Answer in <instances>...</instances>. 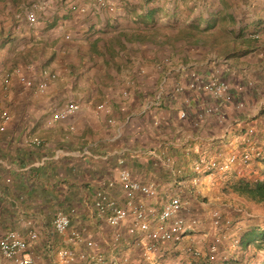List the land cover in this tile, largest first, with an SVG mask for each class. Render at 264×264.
<instances>
[{
  "label": "crops",
  "instance_id": "obj_1",
  "mask_svg": "<svg viewBox=\"0 0 264 264\" xmlns=\"http://www.w3.org/2000/svg\"><path fill=\"white\" fill-rule=\"evenodd\" d=\"M263 28L264 0H117L114 11L96 0H0V111L11 116L0 133V234L36 230V264H59L54 250L69 243L52 231L55 212L75 206L71 228L96 232L93 195L121 168L156 185L146 200L153 205L177 180L191 201L204 182L218 185L207 176L188 190L191 161L236 150L237 120L264 132V37L250 36ZM10 64L46 88L24 86L15 66L3 78ZM214 74L229 83L226 97L188 87ZM68 100L78 109L54 120ZM241 170L233 177L264 178L262 161ZM111 195L123 201L117 181ZM176 248L182 264H236L240 252L229 248L209 262L187 255L186 244Z\"/></svg>",
  "mask_w": 264,
  "mask_h": 264
},
{
  "label": "built area",
  "instance_id": "obj_2",
  "mask_svg": "<svg viewBox=\"0 0 264 264\" xmlns=\"http://www.w3.org/2000/svg\"><path fill=\"white\" fill-rule=\"evenodd\" d=\"M117 0H96L98 6L108 11H114ZM27 20L35 22L34 14L29 13ZM250 36L254 39L264 37V28L259 31H253ZM20 82L28 87L43 91L47 82L45 80L34 81L26 77L19 68H16ZM42 74L51 78L55 73L48 69H42ZM10 73L6 74V79ZM264 84V78H263ZM190 89L201 88L207 91L214 98L227 96L229 83L219 75H211L207 80H197L194 77L188 83ZM254 90H258L255 85ZM176 90L182 91V86H176ZM241 105V104H240ZM102 105H99V108ZM78 109V103L75 100H68L64 105L53 112L54 120H63L72 115ZM181 115H184L183 112ZM10 113L7 110L0 111V133L4 131L6 124L10 121ZM235 126L241 128L239 136L248 146L241 151L232 150L223 158L221 153L218 155L201 154L191 161L192 177L188 190L194 191L204 177L213 178L216 174L228 171L242 173V167L255 159L264 157V149L251 145L253 141L248 140L249 136H254L257 132L255 123L237 120ZM264 142V137H263ZM40 139H34V144H40ZM169 160V159H168ZM116 181L123 193V201H119L111 195ZM179 182V183H178ZM179 187L170 193L169 196L159 200L158 205L146 202L148 199L156 197L157 188L153 183H142L133 178L130 171L126 168L119 169L116 179H106L103 181L92 198L91 208L93 216L100 222L105 223L111 229L108 240H105V248L115 249L125 237H131L133 244L140 248L142 258L147 262L156 260L160 254V245L163 243H179L186 235L198 227L196 217H186L183 215L185 202L180 191L182 190V180H177ZM176 183V184H177ZM184 187V188H186ZM78 209L75 206L67 210H58L52 219V231L57 234L67 233L69 246H63L54 250L59 264H117L116 259L109 257L106 252L95 245L91 234L84 227L71 228L73 218H76ZM209 223L214 229H221L228 226V219L217 208L209 212ZM38 238V233L34 229L27 232V237L20 234L15 229H8L0 234V256L11 264H36L35 258L31 253V242ZM233 243H237L235 237ZM82 244L83 248H76V245ZM104 248V249H105ZM51 251L53 249H50ZM203 251L198 248L192 250L194 257H200ZM209 259L217 258V245L210 244L207 248ZM163 264H171L164 262Z\"/></svg>",
  "mask_w": 264,
  "mask_h": 264
},
{
  "label": "rangeland",
  "instance_id": "obj_3",
  "mask_svg": "<svg viewBox=\"0 0 264 264\" xmlns=\"http://www.w3.org/2000/svg\"><path fill=\"white\" fill-rule=\"evenodd\" d=\"M15 64V63H13ZM10 64L4 73V77L6 79V74L11 73L12 69L15 65ZM11 67V68H10ZM17 66H15L16 68ZM36 67V66H34ZM9 78V77H8ZM7 81V80H6ZM6 82H4L5 84ZM5 87V86H4ZM4 87L0 88V91L4 90ZM256 127V134L254 136H249L248 140L253 141L251 145L257 146L261 149H264V132H260V130L257 127V124L255 123ZM237 151H241L244 147L248 146V142H244L241 137L237 138L236 140ZM221 153V158L225 157L227 154ZM254 161H262V159H255ZM243 172V171H242ZM236 171H228L225 173L216 174L214 176L215 181L219 182L218 185H210V184H201L199 186V191H194L195 193V200L192 199L191 201L189 196H186L182 198L185 202V208L183 210V215L186 217H196L198 219V227L190 232L188 235H186L182 240L181 244H186L188 246L187 255H190L191 248L195 243L200 244L201 248L204 250L206 249L210 244L215 243L217 245V253L220 252L218 255V258L221 257L222 253L226 250L233 249V245L231 244V239L235 235V231H242V229L248 227L252 224H260L261 226H264V201H253L251 199H247L243 196H240L233 192L229 188V183L233 181L237 177H233ZM259 174V172H257ZM239 177V176H238ZM214 180V179H211ZM189 185H191L189 183ZM208 186V188H207ZM170 193V191H167ZM169 195H163L161 199H164ZM159 202L157 203V205ZM217 208L219 209L228 219L229 223L227 227H223L221 229H214L211 227L209 223V212L213 209ZM92 211V208H91ZM94 217V216H93ZM228 233L227 238H223L221 236H218L222 233ZM92 236V238L95 241V245L102 248L105 251V242L102 246L100 242V238L102 237L105 240H108L111 229L108 225H106L103 222H100V227L96 229V232H89ZM129 244H127V247H123L122 245L124 242H121L120 246L123 250L127 249L128 246L134 245L133 240L130 241L128 237H125ZM128 239V240H127ZM176 244L173 243H167L163 244L164 247H167V251L164 250L165 257L158 258L156 260H153L152 262H143V264H163V262H170L171 264H182L185 262L183 258H179V250H176ZM195 246V245H194ZM137 247V246H136ZM80 248V247H79ZM81 248H83L81 246ZM31 250V249H30ZM122 250V252H123ZM139 251V250H138ZM134 251L131 254H129L127 257L130 258V261H136L139 257V252ZM206 251V250H204ZM252 252L254 250H250L245 254V257L243 259L244 264H254L257 262H260L262 260V252H257L256 255H253ZM163 251L161 252V254ZM227 255V253H225ZM224 255V254H223ZM239 254H237L238 256ZM183 256V253H182ZM2 264V263H0ZM77 264V263H75Z\"/></svg>",
  "mask_w": 264,
  "mask_h": 264
},
{
  "label": "trees",
  "instance_id": "obj_4",
  "mask_svg": "<svg viewBox=\"0 0 264 264\" xmlns=\"http://www.w3.org/2000/svg\"><path fill=\"white\" fill-rule=\"evenodd\" d=\"M262 162H264V157L262 158ZM228 186L233 192L247 199H251L253 201H258V202L264 201V178H257L255 180H251L243 177H237L233 181H231ZM235 237L237 238V243H233L232 241ZM128 239H130V241L132 240L131 237H128ZM125 240L126 238L122 240V242H124ZM180 243L181 241L179 243H176V245L179 246ZM163 244H167V243H163ZM163 244L160 245V251L161 252L163 251V253L160 254L158 258L165 257L164 250L167 251L166 250L167 247H164L163 249L162 248ZM231 244L233 245L234 250L240 251L237 253L239 255L237 256L236 254V257L233 258L236 264H244L243 259L245 257V254L250 250H254V252H252L253 255H256L257 252H262V260L254 264H264V226H261L260 224L249 225L248 227L242 229L240 233H237L232 237ZM194 248H198V246L195 245L191 248L190 255H192V250ZM207 248L204 249L206 251H204L201 248L203 254L197 258L204 257L209 262H214L216 259L211 260L208 257ZM122 250L123 249L120 245L115 249L105 248L106 254L109 257L113 256L116 259L117 264H143V262L145 261L141 256L140 248L136 247L135 245L128 246V248L123 250V252ZM134 251L139 252V257L136 261L133 260L130 261V258L127 256ZM222 256H225V254Z\"/></svg>",
  "mask_w": 264,
  "mask_h": 264
}]
</instances>
